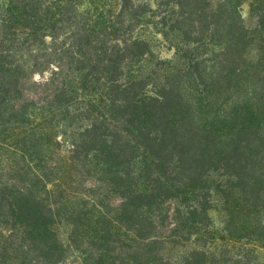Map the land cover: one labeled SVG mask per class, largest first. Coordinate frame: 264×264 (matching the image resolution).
<instances>
[{
    "label": "trees",
    "instance_id": "1",
    "mask_svg": "<svg viewBox=\"0 0 264 264\" xmlns=\"http://www.w3.org/2000/svg\"><path fill=\"white\" fill-rule=\"evenodd\" d=\"M0 264H264V0H0Z\"/></svg>",
    "mask_w": 264,
    "mask_h": 264
},
{
    "label": "rangeland",
    "instance_id": "2",
    "mask_svg": "<svg viewBox=\"0 0 264 264\" xmlns=\"http://www.w3.org/2000/svg\"><path fill=\"white\" fill-rule=\"evenodd\" d=\"M162 55L165 58H171L173 56V51L164 50Z\"/></svg>",
    "mask_w": 264,
    "mask_h": 264
}]
</instances>
